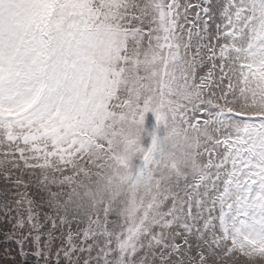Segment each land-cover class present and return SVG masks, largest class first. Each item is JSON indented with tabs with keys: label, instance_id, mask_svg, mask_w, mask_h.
<instances>
[{
	"label": "snow or ice",
	"instance_id": "snow-or-ice-1",
	"mask_svg": "<svg viewBox=\"0 0 264 264\" xmlns=\"http://www.w3.org/2000/svg\"><path fill=\"white\" fill-rule=\"evenodd\" d=\"M0 264H264V0H0Z\"/></svg>",
	"mask_w": 264,
	"mask_h": 264
}]
</instances>
